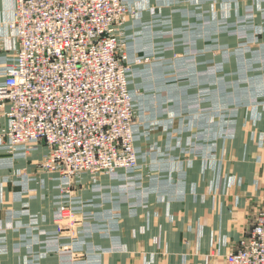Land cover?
Masks as SVG:
<instances>
[{"label": "crops", "instance_id": "1", "mask_svg": "<svg viewBox=\"0 0 264 264\" xmlns=\"http://www.w3.org/2000/svg\"><path fill=\"white\" fill-rule=\"evenodd\" d=\"M134 172L67 183L0 138V264H228L264 206V0H127ZM0 0V84L19 47ZM7 119L0 116V131ZM80 240L58 244L60 206ZM69 260H66L68 259Z\"/></svg>", "mask_w": 264, "mask_h": 264}, {"label": "built area", "instance_id": "2", "mask_svg": "<svg viewBox=\"0 0 264 264\" xmlns=\"http://www.w3.org/2000/svg\"><path fill=\"white\" fill-rule=\"evenodd\" d=\"M14 2L9 26L19 47L0 84V116L7 119L0 138L9 154L42 143L47 151L41 168L67 183L84 173L112 178L134 172L140 152L130 73L134 64L150 58L131 63L123 34L124 25L139 14L138 5L127 0ZM77 223L69 203H62L57 232L70 242L57 249L70 251V261L82 255L73 247L80 240ZM226 260L264 264V206Z\"/></svg>", "mask_w": 264, "mask_h": 264}, {"label": "rangeland", "instance_id": "3", "mask_svg": "<svg viewBox=\"0 0 264 264\" xmlns=\"http://www.w3.org/2000/svg\"><path fill=\"white\" fill-rule=\"evenodd\" d=\"M123 37H126L125 34H123ZM260 211H261V210H260ZM260 211H259V212H260ZM257 214H258V213H257ZM256 216H257V215H256ZM255 219H256V218H255ZM254 222H255V221H254ZM253 225H254V223H253ZM253 225H252V226H253ZM252 226L250 227V229L252 228ZM250 229H249V230H250ZM249 230H248V231H249ZM248 231H247V232H248Z\"/></svg>", "mask_w": 264, "mask_h": 264}]
</instances>
